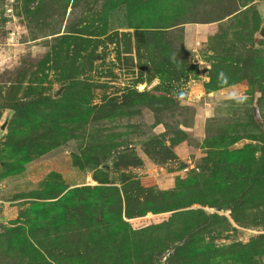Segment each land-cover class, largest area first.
<instances>
[{
	"label": "rangeland",
	"instance_id": "374dc122",
	"mask_svg": "<svg viewBox=\"0 0 264 264\" xmlns=\"http://www.w3.org/2000/svg\"><path fill=\"white\" fill-rule=\"evenodd\" d=\"M116 1L0 0V264H168L198 210L222 217L215 250L264 234V170L247 174L264 147V0ZM141 28L165 32L145 47ZM69 193L73 212H50ZM154 224L174 242L145 256ZM223 253L211 264H234Z\"/></svg>",
	"mask_w": 264,
	"mask_h": 264
},
{
	"label": "trees",
	"instance_id": "16d2710c",
	"mask_svg": "<svg viewBox=\"0 0 264 264\" xmlns=\"http://www.w3.org/2000/svg\"><path fill=\"white\" fill-rule=\"evenodd\" d=\"M123 1L125 0H117L115 4L112 6L113 11H115L116 8H119V6L121 5ZM128 2H131V1L128 0ZM153 5L155 4L152 2L151 6ZM129 6H132V3L129 4ZM144 11L146 14H152L151 12H148L146 5H145ZM104 14H107V13H104ZM114 14H117L115 16V19H116V22H118L119 21L118 15L120 14V12H115ZM139 20L141 22V19ZM133 23L134 21L132 19L130 20V18L124 17V21L122 22V25L125 26L126 28H136ZM137 27L140 28V26H137ZM164 32L165 31L158 30L155 33L154 29L141 28L137 31V35H136L141 39L136 37V41H138L139 45H144L145 47H147L150 43V40L153 39V34H156V35L160 34L162 36ZM129 38L131 40H134L135 36L129 34ZM29 98L32 99V101L34 102H38V101H41V99H43V95H40L39 97H29ZM45 99H46V96L44 100ZM2 101L4 103V100ZM2 105H5V103ZM10 108L16 112L14 115V118L12 119L10 123L9 133L7 135V137L11 139V138H15L18 132L20 133V130H19L20 128L18 127L17 125L18 123L16 122L17 121L16 119L18 117V112L20 109L18 102L15 101L14 104L10 106ZM249 147L253 148L254 151L259 150L262 153L260 159H258V161L256 162H253L249 166L250 170H247V174L254 176V172H256L257 169L259 171L264 170V147L263 148H254L255 146H249ZM254 154L255 153H253V155ZM94 189H97V188H94ZM94 189L86 188L84 189V191L86 192L93 191L92 193H94ZM80 190L78 189V191ZM98 190L100 191L101 194H103V197L102 196L98 197L99 195H95V198L94 199L92 198V200H94L93 203L95 206H97L96 205L98 203L97 201L105 200L106 197L111 195L110 191L107 189H98ZM111 198H113V200H109L108 203H111L114 207H116L115 204H117V201H118L119 210L122 211L121 204H122L123 199L121 198L116 201L114 196H112ZM56 199L58 200L54 202V204L50 208V212H52L55 215L63 214L64 216H67L69 213L73 212L75 208V201H74L72 193L65 194L61 198H56ZM125 202L127 203L126 205L129 209L131 207L130 205L131 200L129 197V193L125 194ZM93 203L92 205H90V207H93ZM213 207L219 210H229V211L236 210V206H234L233 204H226V203H224L223 205H213ZM141 210H142L141 213H144V215L145 213L148 212V208L146 206L144 208H141ZM101 212L104 213L105 215L107 213H110L106 215L107 220H111L112 218H114V216H116L115 212H111L110 208L106 204V201H104L101 204V208L99 209V212L97 213V215H99ZM156 213H157V210H155V214ZM192 213H194V215L192 216H195V217L192 218L191 221L187 219L186 225L183 227L180 234L177 236V237H180L179 239L180 245L175 246V252L172 258L170 257V259L168 260V264H211L213 260L212 258L216 259V257L219 256L218 254L220 252L221 253L224 252L222 254L223 255L222 258L224 259L225 262L231 261L234 264H237V263L238 264H263L262 259L264 258V234L260 235L259 237L253 238L249 243H246V244L237 243L229 247V249L222 248L219 250H215L213 245H209L208 243H206L205 237L208 234L212 236L214 232H217L218 235H220L219 231L213 228L212 222L214 219H222V217L218 213H215L210 216L208 215L205 216L204 212L200 210L192 211ZM126 216L129 219L135 217V215L132 213V211H130V209L127 210ZM122 222L123 221L121 218L120 223ZM118 223L119 221L116 220V225L119 227ZM155 225L156 224H154V226L151 228L149 232V240L145 241V244H143L145 245V247L140 248L141 252L145 251L144 253L145 256L146 255L147 256L150 255L151 257H157L160 255L162 256V254H164L165 251L171 248L169 243L172 244V242H174V238L172 239V237L171 238H168V237L161 238L160 229L156 227ZM167 235L168 233H166V236ZM122 254H119V255L122 256V261L125 264L126 262L125 256ZM150 259H153V258H150ZM146 264H148L147 261H146Z\"/></svg>",
	"mask_w": 264,
	"mask_h": 264
},
{
	"label": "water",
	"instance_id": "95a60500",
	"mask_svg": "<svg viewBox=\"0 0 264 264\" xmlns=\"http://www.w3.org/2000/svg\"><path fill=\"white\" fill-rule=\"evenodd\" d=\"M261 34H262V35H264V28H263V30H262V32H261Z\"/></svg>",
	"mask_w": 264,
	"mask_h": 264
}]
</instances>
